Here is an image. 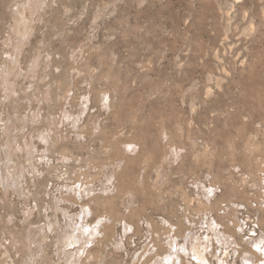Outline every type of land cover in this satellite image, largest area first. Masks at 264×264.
<instances>
[{
	"label": "rangeland",
	"instance_id": "374dc122",
	"mask_svg": "<svg viewBox=\"0 0 264 264\" xmlns=\"http://www.w3.org/2000/svg\"><path fill=\"white\" fill-rule=\"evenodd\" d=\"M5 126L0 264H264V0H0Z\"/></svg>",
	"mask_w": 264,
	"mask_h": 264
},
{
	"label": "bare ground",
	"instance_id": "6f19581e",
	"mask_svg": "<svg viewBox=\"0 0 264 264\" xmlns=\"http://www.w3.org/2000/svg\"><path fill=\"white\" fill-rule=\"evenodd\" d=\"M203 1V0H202ZM205 1V0H204ZM204 3V2H203ZM205 4H206V2H205ZM207 5V4H206ZM224 9V8H223ZM3 19V18H2ZM29 32V31H28ZM26 38V37H25ZM26 41V40H25ZM12 42V41H11ZM25 44V43H24ZM17 47V46H16ZM15 56V55H14ZM14 61H18V59H16V57H15V60ZM17 69V68H16ZM25 74V73H24ZM21 76H23V74H21ZM16 80V79H15ZM34 85V84H33ZM14 90V89H13ZM14 96V95H13ZM88 99V98H87ZM39 102V101H38ZM45 103V102H44ZM84 104V103H83ZM82 104V105H83ZM106 104V103H105ZM9 105H11V103H9ZM9 105H7V106H9ZM86 106V105H85ZM105 106V105H104ZM84 109H86V108H84ZM83 110V109H82ZM80 112V111H79ZM79 112H77V113H79ZM84 112V111H83ZM63 114H64V112H63ZM66 114V115H65ZM64 115H65V119H67V120H70L71 118H72V123L74 124L73 126L75 127V126H79L78 124H79V122H80V119H82L81 117H82V115L81 116H79V118L77 117V118H75V117H73V116H71V115H69V112H68V114L67 113H65ZM77 115H79V114H77ZM64 117V116H63ZM63 119V118H62ZM22 122H24L25 123V121H22ZM31 122H32V120H31ZM28 123V122H27ZM12 124L15 126V122H13L12 121ZM76 124V125H75ZM25 125V124H24ZM2 133H0V144L2 143V146L3 145H6L5 146V150H7L6 152H7V163H10L11 162V158H10V156H11V154L12 153H10V147L12 146V144H11V142H9V138H7L6 136V133L8 132V128L5 126V127H3L2 129ZM15 131V130H14ZM14 131H13V133L12 134H14ZM13 136V135H12ZM43 140H45V139H43ZM129 147V146H128ZM131 147V146H130ZM125 149H128L127 147L125 148ZM132 150V149H131ZM130 150V151H131ZM12 151V150H11ZM127 155V154H126ZM32 157V156H31ZM108 179H110V178H108ZM107 179V180H108ZM109 181V180H108ZM81 185V184H80ZM106 185V184H105ZM108 185L109 184H107V187H108ZM196 187L197 188H201V192L204 194V196H205V198L207 199V201L210 199V197H213L214 196V192H212V191H205L204 192V190H203V187L200 185V183H196ZM47 188V187H46ZM133 188H135V187H133ZM132 188V189H133ZM75 190H74V193H75V197H76V199L77 200H80V201H82V195H81V188L79 187V185L76 187V188H74ZM110 186H109V188H108V195L105 197V198H107V197H113L112 195H111V193L109 192L110 191ZM104 190H106V188L104 187V189H103V191ZM232 190V189H231ZM85 196H89L90 195V193H91V191H90V189L89 188H86L85 190ZM70 192H72V190H70ZM104 192H107V191H104ZM103 193V192H102ZM141 193H143V191H141ZM104 195V194H103ZM111 195V196H110ZM104 197V196H103ZM57 201V200H56ZM123 202V201H122ZM221 204V203H220ZM89 214V212L87 211V210H85V209H81L80 210V212H79V214H77L76 215V219L74 220V221H71V220H69L68 222V231L70 232V234H69V236L64 240V242H61L60 241V243H59V246H60V250H63V252L65 253V259H66V261H68V263H70V264H73V263H76L77 261H79V260H81V258H83V256L85 257V261H86V263H88V262H90V260H91V254H90V252L89 253H87V247H88V244L89 243H91V239H93V233H95V231L93 232V229H95L97 226H95V227H89V226H87L88 224L86 223V220H85V218H86V216ZM102 220L103 219H99L98 220V224L99 223H101L102 222ZM261 237H259L258 239H256L257 241L260 239ZM85 240H86V242H85ZM254 240V239H253ZM254 242H255V240H254ZM253 242V243H254ZM258 243L260 244L261 243V241L259 242L258 241ZM85 245V246H84ZM72 246V248L74 249V248H76L77 250L76 251H79V252H76L75 253V251H73L72 252V250L71 249H69V250H67L69 247H71ZM67 251H66V250ZM75 250V249H74ZM87 253V254H86ZM193 253H194V256H196L195 258H196V260H202L203 259V257H202V254H200V251L198 250V249H193ZM171 262H170V259L169 260H167V264H170Z\"/></svg>",
	"mask_w": 264,
	"mask_h": 264
},
{
	"label": "crops",
	"instance_id": "0c3cea01",
	"mask_svg": "<svg viewBox=\"0 0 264 264\" xmlns=\"http://www.w3.org/2000/svg\"><path fill=\"white\" fill-rule=\"evenodd\" d=\"M88 111V110H87ZM87 111H84L83 113H82V117L81 118H83V116H85V114L87 113ZM78 112V111H77ZM77 114H79V113H77ZM76 114V117L75 118H79V115H77ZM69 115H71V114H69ZM72 116V115H71ZM82 119H80V121H81ZM56 126H57V124H56ZM124 148H126V147H124ZM126 170H127V167L125 166L124 167V170L123 171H121L120 173L119 172H117V175L116 174H110L109 175V177H105L103 180H102V182H103V184H106V186H107V184H109L108 186H110V187H112L113 189H115V193H119L120 194V192L123 190V188H124V185L125 184H130V182L131 181H126L125 179H122L123 177H125V175L124 176H122L123 175V173H125L126 172ZM120 174V175H119ZM108 178H110V179H108ZM109 181H108V180ZM126 182V183H125ZM83 209V208H82ZM85 210H87V211H90L89 210V207H86V208H84Z\"/></svg>",
	"mask_w": 264,
	"mask_h": 264
}]
</instances>
